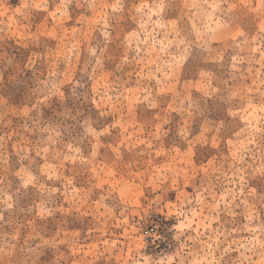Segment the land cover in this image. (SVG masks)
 I'll return each mask as SVG.
<instances>
[{
    "label": "rangeland",
    "instance_id": "obj_1",
    "mask_svg": "<svg viewBox=\"0 0 264 264\" xmlns=\"http://www.w3.org/2000/svg\"><path fill=\"white\" fill-rule=\"evenodd\" d=\"M0 264H264V0H0Z\"/></svg>",
    "mask_w": 264,
    "mask_h": 264
}]
</instances>
